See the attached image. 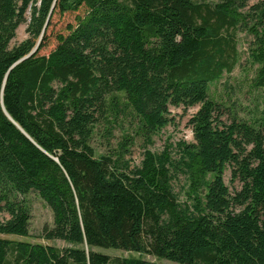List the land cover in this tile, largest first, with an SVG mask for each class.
<instances>
[{
    "label": "trees",
    "instance_id": "1",
    "mask_svg": "<svg viewBox=\"0 0 264 264\" xmlns=\"http://www.w3.org/2000/svg\"><path fill=\"white\" fill-rule=\"evenodd\" d=\"M251 1L0 0V211L9 215L0 264H157L96 247L181 264H264V105L251 121L225 122L209 92L240 60L238 32L253 39L251 86L264 91V0ZM80 10L41 54L53 14ZM27 11V37L9 47ZM170 105L198 106L196 143H179L178 157L145 150L131 165L127 133L96 154L100 121L109 133L124 115L150 141ZM227 165L239 189L224 182ZM180 175L183 201L172 185ZM31 191L52 213L43 242L20 239Z\"/></svg>",
    "mask_w": 264,
    "mask_h": 264
},
{
    "label": "rangeland",
    "instance_id": "2",
    "mask_svg": "<svg viewBox=\"0 0 264 264\" xmlns=\"http://www.w3.org/2000/svg\"><path fill=\"white\" fill-rule=\"evenodd\" d=\"M215 2L217 0H197ZM252 0L250 3H252ZM82 10L77 13L66 12L63 14L54 13L50 25L47 30V45L40 50L41 54L48 53L55 45V35L57 33H64L66 26L69 23H74L75 16L81 14ZM30 11L26 13V22H22L15 30V35L9 43V47L16 45L27 37L26 27L29 20ZM252 37L245 32L237 33V49L239 51L240 60L231 72H224L221 77L210 85L209 92L219 104L222 111V120L228 122L233 116H238L241 119L251 121L257 115L256 106L264 105V91L255 90L251 86V78L254 75L255 67L250 62L248 57V47L252 41ZM198 106H191L184 108L183 106H169L168 123L156 131L146 141L142 136L134 134V122L129 117H124L117 120L111 128V132L106 133L105 124L101 121L96 126V133L91 141L95 148L96 154L108 152L111 148L117 146V143L122 139L123 134H131L133 141L128 147L127 159L131 165H138L143 152L150 150L159 153L165 147L170 150L173 157H178L179 143L192 145L196 141L193 136L191 124L189 122L192 115L197 111ZM108 129V128H107ZM106 134V135H105ZM230 166H226L223 172V179L229 189H239L240 183L238 181H230ZM173 190L177 193L180 201L186 199L185 190L187 189L186 180L184 176L175 177L173 182ZM25 203L30 212V220L28 226V236L19 237L23 240L31 242H43L40 238V233L44 225H52L51 210L44 204L36 192L31 191L24 195ZM9 215L5 211H0V221L7 219ZM5 238L16 237L14 235H2ZM50 244L58 247H64L67 244L61 240L55 239L49 241ZM96 250L103 254H108L111 258L114 257H137L143 258L150 262L157 264H181L165 258H156L152 255L127 252L116 249H106L96 247Z\"/></svg>",
    "mask_w": 264,
    "mask_h": 264
},
{
    "label": "water",
    "instance_id": "3",
    "mask_svg": "<svg viewBox=\"0 0 264 264\" xmlns=\"http://www.w3.org/2000/svg\"><path fill=\"white\" fill-rule=\"evenodd\" d=\"M38 42H39V40L37 41V43H36V45L34 46V48H33V49H32L27 55H25V56H23L22 58H20L16 63L20 62L21 60L25 59V58L28 57L30 54H32V53L35 51V49H36V47H37V45H38ZM16 63H14V65H15Z\"/></svg>",
    "mask_w": 264,
    "mask_h": 264
}]
</instances>
